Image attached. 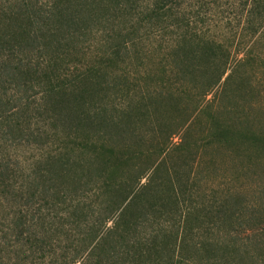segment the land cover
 I'll list each match as a JSON object with an SVG mask.
<instances>
[{
  "label": "trees",
  "instance_id": "16d2710c",
  "mask_svg": "<svg viewBox=\"0 0 264 264\" xmlns=\"http://www.w3.org/2000/svg\"><path fill=\"white\" fill-rule=\"evenodd\" d=\"M263 73L264 0H0V264H264Z\"/></svg>",
  "mask_w": 264,
  "mask_h": 264
},
{
  "label": "rangeland",
  "instance_id": "374dc122",
  "mask_svg": "<svg viewBox=\"0 0 264 264\" xmlns=\"http://www.w3.org/2000/svg\"><path fill=\"white\" fill-rule=\"evenodd\" d=\"M253 111L264 127V111H262L259 107H255V110ZM178 141L179 137H175L173 144H176ZM214 160V165H216V170L220 176V180L224 181L220 183L224 184L230 178L232 179L234 177H238L234 184L241 187L243 197L247 200L258 201L264 209V153L258 154L256 152H251L250 159L247 157L240 161L234 153H230L225 149L219 148L214 152ZM242 165H249L251 167L249 174H242ZM246 229L247 227L240 230L238 234H236L240 244L251 246L250 244L254 240H258L260 235L264 238V231L255 232ZM259 239H261V237H259ZM242 261L244 264H252L251 259L248 256L242 259Z\"/></svg>",
  "mask_w": 264,
  "mask_h": 264
}]
</instances>
